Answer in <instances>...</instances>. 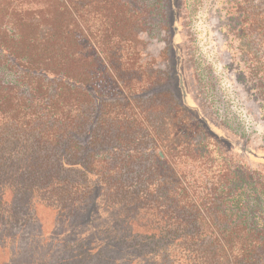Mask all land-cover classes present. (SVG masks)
Listing matches in <instances>:
<instances>
[{
  "label": "trees",
  "instance_id": "obj_1",
  "mask_svg": "<svg viewBox=\"0 0 264 264\" xmlns=\"http://www.w3.org/2000/svg\"><path fill=\"white\" fill-rule=\"evenodd\" d=\"M237 6L264 96V0ZM167 8L160 72L128 0H0V264H264V154L198 143Z\"/></svg>",
  "mask_w": 264,
  "mask_h": 264
},
{
  "label": "rangeland",
  "instance_id": "obj_2",
  "mask_svg": "<svg viewBox=\"0 0 264 264\" xmlns=\"http://www.w3.org/2000/svg\"><path fill=\"white\" fill-rule=\"evenodd\" d=\"M128 2L141 12L140 59L151 62L160 72H168L173 64V57L164 53L171 40L165 28L167 7L174 10L173 46L181 60L178 70L185 104L211 137L198 143H226L235 154L246 148L249 155L245 161L254 169H262L254 157L264 154V96L261 73L241 50L236 32L240 0ZM44 214L40 219L47 227L51 218Z\"/></svg>",
  "mask_w": 264,
  "mask_h": 264
}]
</instances>
